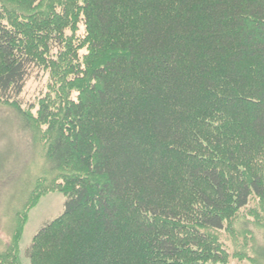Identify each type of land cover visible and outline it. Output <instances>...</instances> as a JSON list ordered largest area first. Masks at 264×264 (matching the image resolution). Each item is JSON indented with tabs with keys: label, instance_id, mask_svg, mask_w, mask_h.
Segmentation results:
<instances>
[{
	"label": "trees",
	"instance_id": "16d2710c",
	"mask_svg": "<svg viewBox=\"0 0 264 264\" xmlns=\"http://www.w3.org/2000/svg\"><path fill=\"white\" fill-rule=\"evenodd\" d=\"M3 105L45 171L0 264L56 191L30 264H230L218 232L264 227V0H0Z\"/></svg>",
	"mask_w": 264,
	"mask_h": 264
},
{
	"label": "rangeland",
	"instance_id": "374dc122",
	"mask_svg": "<svg viewBox=\"0 0 264 264\" xmlns=\"http://www.w3.org/2000/svg\"><path fill=\"white\" fill-rule=\"evenodd\" d=\"M83 32L84 26L80 24L78 33ZM49 83L48 71L34 73L24 89L23 99L29 104L35 102L47 93ZM31 142L30 133L21 130L15 111L0 106V248L9 243L17 212L23 210L37 181L44 176L41 145L34 146ZM65 202L62 192H51L30 211L20 244L22 264H30L26 249L46 222L64 212ZM257 207L258 200L254 199L234 220L232 229L218 232L230 253V264H264V227L251 214Z\"/></svg>",
	"mask_w": 264,
	"mask_h": 264
}]
</instances>
